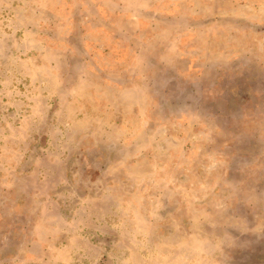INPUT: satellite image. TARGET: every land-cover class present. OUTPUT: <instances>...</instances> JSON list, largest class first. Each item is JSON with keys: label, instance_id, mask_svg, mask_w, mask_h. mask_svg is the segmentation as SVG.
I'll return each instance as SVG.
<instances>
[{"label": "rangeland", "instance_id": "1", "mask_svg": "<svg viewBox=\"0 0 264 264\" xmlns=\"http://www.w3.org/2000/svg\"><path fill=\"white\" fill-rule=\"evenodd\" d=\"M0 264H264V0H0Z\"/></svg>", "mask_w": 264, "mask_h": 264}]
</instances>
